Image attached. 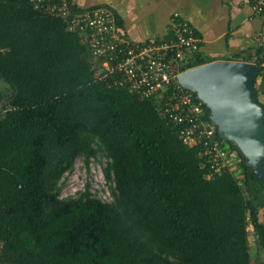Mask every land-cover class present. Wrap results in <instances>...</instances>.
Returning a JSON list of instances; mask_svg holds the SVG:
<instances>
[{"label": "trees", "instance_id": "16d2710c", "mask_svg": "<svg viewBox=\"0 0 264 264\" xmlns=\"http://www.w3.org/2000/svg\"><path fill=\"white\" fill-rule=\"evenodd\" d=\"M46 6L0 0V101L12 107L0 121V264H258L264 184L239 148L223 139L237 168L208 177L155 99L95 78L80 32ZM262 48L233 58L261 66L257 99ZM99 153L111 200L61 197L75 159Z\"/></svg>", "mask_w": 264, "mask_h": 264}, {"label": "built area", "instance_id": "2783aa9c", "mask_svg": "<svg viewBox=\"0 0 264 264\" xmlns=\"http://www.w3.org/2000/svg\"><path fill=\"white\" fill-rule=\"evenodd\" d=\"M29 1L35 8L46 1L47 10L63 17L68 29L80 32L97 69L95 78L108 87L155 99L158 113L176 126L181 141L190 147L199 146L208 165V177L227 169L236 170L237 161L234 167H229V160L236 157L216 134L204 103L177 81L179 73L197 66L190 63L197 58L200 46L194 28L178 12L171 18L169 37L139 44L121 36L116 14L106 5L72 14L68 0ZM251 8L256 14H264V0H252ZM11 109L0 101V121ZM236 176L240 178L241 174Z\"/></svg>", "mask_w": 264, "mask_h": 264}, {"label": "crops", "instance_id": "0c3cea01", "mask_svg": "<svg viewBox=\"0 0 264 264\" xmlns=\"http://www.w3.org/2000/svg\"><path fill=\"white\" fill-rule=\"evenodd\" d=\"M252 0H70L79 9L99 5L116 14L121 36L133 43L159 42L169 37L173 13L185 19L200 38L196 57L233 60L264 47V14Z\"/></svg>", "mask_w": 264, "mask_h": 264}, {"label": "water", "instance_id": "95a60500", "mask_svg": "<svg viewBox=\"0 0 264 264\" xmlns=\"http://www.w3.org/2000/svg\"><path fill=\"white\" fill-rule=\"evenodd\" d=\"M256 62L216 59L183 70L178 83L209 110L219 136L232 141L264 184V105L254 91Z\"/></svg>", "mask_w": 264, "mask_h": 264}, {"label": "rangeland", "instance_id": "374dc122", "mask_svg": "<svg viewBox=\"0 0 264 264\" xmlns=\"http://www.w3.org/2000/svg\"><path fill=\"white\" fill-rule=\"evenodd\" d=\"M259 57H262L264 62V47L260 50ZM254 62V61H249ZM262 76L258 78V85L262 82ZM5 84L0 80V88ZM258 99L264 103V86L259 88ZM106 158L102 154H98L96 157H91L88 163L84 162L83 156H79L75 159L72 170L66 172L60 182V196L78 197L86 188L103 201H110L112 198V192L110 183L106 180L104 175V168L106 166ZM236 165V159L233 157L229 160V167ZM251 230V228H248ZM251 248L253 253V261L257 260L258 264H264V253L257 250L256 244L251 242Z\"/></svg>", "mask_w": 264, "mask_h": 264}]
</instances>
